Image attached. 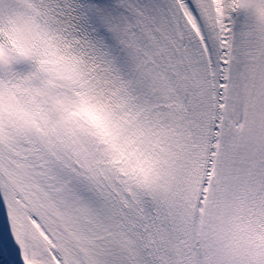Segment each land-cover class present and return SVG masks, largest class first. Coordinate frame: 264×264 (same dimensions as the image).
<instances>
[{
    "label": "snow or ice",
    "instance_id": "6c2138e0",
    "mask_svg": "<svg viewBox=\"0 0 264 264\" xmlns=\"http://www.w3.org/2000/svg\"><path fill=\"white\" fill-rule=\"evenodd\" d=\"M0 264H264V0H0Z\"/></svg>",
    "mask_w": 264,
    "mask_h": 264
}]
</instances>
